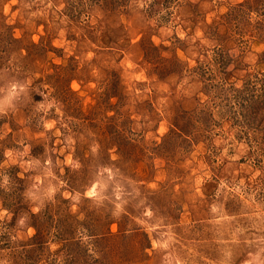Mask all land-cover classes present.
<instances>
[{"label": "rangeland", "instance_id": "1", "mask_svg": "<svg viewBox=\"0 0 264 264\" xmlns=\"http://www.w3.org/2000/svg\"><path fill=\"white\" fill-rule=\"evenodd\" d=\"M0 264H264V0H0Z\"/></svg>", "mask_w": 264, "mask_h": 264}]
</instances>
